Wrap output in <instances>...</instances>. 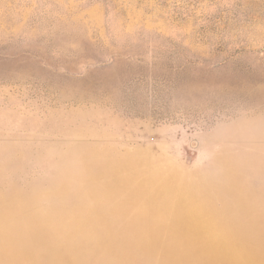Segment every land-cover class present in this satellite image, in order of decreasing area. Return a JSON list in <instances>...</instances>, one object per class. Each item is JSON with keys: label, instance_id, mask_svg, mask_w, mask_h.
<instances>
[{"label": "rangeland", "instance_id": "1", "mask_svg": "<svg viewBox=\"0 0 264 264\" xmlns=\"http://www.w3.org/2000/svg\"><path fill=\"white\" fill-rule=\"evenodd\" d=\"M0 264H264V0H0Z\"/></svg>", "mask_w": 264, "mask_h": 264}]
</instances>
